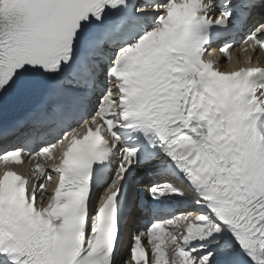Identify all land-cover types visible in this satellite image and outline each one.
<instances>
[{
    "label": "snow or ice",
    "instance_id": "snow-or-ice-1",
    "mask_svg": "<svg viewBox=\"0 0 264 264\" xmlns=\"http://www.w3.org/2000/svg\"><path fill=\"white\" fill-rule=\"evenodd\" d=\"M260 53L264 0H0V264H264Z\"/></svg>",
    "mask_w": 264,
    "mask_h": 264
},
{
    "label": "bare ground",
    "instance_id": "bare-ground-1",
    "mask_svg": "<svg viewBox=\"0 0 264 264\" xmlns=\"http://www.w3.org/2000/svg\"><path fill=\"white\" fill-rule=\"evenodd\" d=\"M244 45H242V46H240V47H243ZM236 52H239L237 49L235 50ZM240 53V52H239ZM214 56L215 57H219V54L218 53H214ZM241 56L243 57V54L241 53ZM222 65H225L224 63H221ZM231 64H228V66H230ZM30 166L28 165V164H26L24 167H23V171L24 172H26V173H28L29 175H32L33 174V172H30V170L28 169ZM33 177V176H32ZM134 216L136 217V224L138 223V221H139V218H140V214H139V211H138V209L134 212ZM143 217V216H142ZM135 227V226H134ZM133 227V228H134ZM133 228H131V229H133ZM130 229V230H131ZM129 230V231H130ZM127 234V233H126Z\"/></svg>",
    "mask_w": 264,
    "mask_h": 264
}]
</instances>
